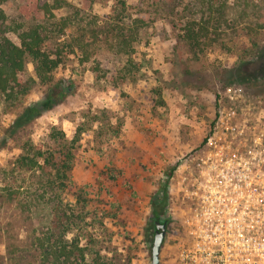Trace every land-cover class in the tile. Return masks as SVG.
Masks as SVG:
<instances>
[{
  "label": "rangeland",
  "instance_id": "rangeland-1",
  "mask_svg": "<svg viewBox=\"0 0 264 264\" xmlns=\"http://www.w3.org/2000/svg\"><path fill=\"white\" fill-rule=\"evenodd\" d=\"M63 1V7L53 12L55 18H70L65 42L77 40L85 54L64 49V61L54 78L71 84L69 96L11 138L4 132L14 117L0 97V141L5 140L4 146L0 144V191L21 187L15 197L25 195L29 173L11 164L22 144H47L51 128L61 130L67 140L77 136L71 180L83 200L81 227L90 230L87 234L94 249L103 252L107 264H150L154 236L148 221L150 200L160 196L169 176L167 194L171 197L170 179L191 168L192 154L212 126H264V83L226 85L223 76V70L234 66L236 58L244 55L242 48L249 45L241 39V28L254 42L263 44L264 27L256 29L252 22L264 24V0L223 1L218 18L242 20L245 25L220 27L216 31L218 43L203 47L197 54H192L181 39V30L185 20L204 19L201 0ZM19 5V0L0 2L12 24L21 21ZM121 23L124 31L136 35L130 55L116 48V27ZM8 38L19 45L15 33H8ZM235 42V51L229 52ZM95 65L113 76L114 83L101 80V73L93 74ZM30 76L32 68L27 65L21 77ZM41 92L36 86L28 100H37ZM107 171L108 179L102 178ZM11 179L12 185L8 182ZM72 192L65 193L63 202H71ZM0 194V226L4 217H10L5 221L4 236L15 250L20 230L29 236L35 227L45 226V210L39 205L27 212L17 198ZM170 206L168 201L161 215L170 222L160 249V264H175L182 243L181 214L173 219ZM14 208L16 214L10 216ZM24 247L26 251L18 257L16 251L7 253L0 245V264H27L31 251L28 245Z\"/></svg>",
  "mask_w": 264,
  "mask_h": 264
},
{
  "label": "trees",
  "instance_id": "trees-1",
  "mask_svg": "<svg viewBox=\"0 0 264 264\" xmlns=\"http://www.w3.org/2000/svg\"><path fill=\"white\" fill-rule=\"evenodd\" d=\"M19 1L20 5L17 9L18 18L21 20L19 23L12 24L0 8V97L3 106L10 107L13 111L10 113L14 118L4 132L10 138L45 112L61 105L69 96L71 84L54 78V74L64 61L66 53L64 49L68 48V53L77 50L85 54L81 43L77 40L71 39L69 43L65 42L68 37L66 27L70 25V18H55L53 12L63 7L65 4L63 0ZM223 1L226 4L227 0H201V5L206 11L204 19L185 20L182 23L181 39L192 54L201 52L203 47L218 43L216 31L220 27L237 29L245 25L242 20L218 18L221 7L225 5ZM234 5L231 3L232 7ZM71 19L75 20V17ZM252 23L256 29L264 27L260 20ZM122 27L123 23L116 27L118 33L116 48L123 55H130L136 35L133 31H124ZM256 29L251 31L255 30L257 34ZM243 30L244 28L240 29L241 39L249 41V45L242 48L244 55L236 58L234 66L223 70L226 85L264 83V42L263 44L254 42V39ZM10 32L16 34L19 45H15L8 38ZM236 43L230 47L231 50ZM230 49L229 52L235 51ZM27 65H31L32 76L23 79L21 74L24 73ZM92 72L99 75L101 73L100 79L107 83L115 81L113 76L102 72L98 65L92 68ZM36 86L42 88L40 96L37 100H28ZM78 133L79 129L76 135ZM77 138L76 136L72 140H67L61 130L51 128L47 144L33 145L32 141H27L18 148V157L11 163L13 168L29 173L28 188L25 195L19 199L15 196L19 194L21 187H9L1 191L6 196L17 198L18 205L26 206L24 210L26 209L27 212L35 211L39 205L45 210V226L37 229L35 227L29 236L23 235L24 231L20 230L19 239L15 242L18 247L15 250L10 248L11 243L9 241L7 243L4 236L7 231L5 221L10 217H4L3 225L1 222L0 245L3 246V250L7 253L16 251V256L20 257L26 251L24 245H28L31 255L27 264H107L103 252L94 249V242L87 234L90 230L86 232L80 225V211L84 205L83 200L77 196L76 187L71 180L74 159L72 150ZM4 141V139L0 141L3 146ZM101 177L108 179V171ZM12 180H8L10 185ZM167 181L162 186L160 196H154L150 200L151 212L148 221L153 231H155V222L165 223L166 228L170 222L169 219L161 216L169 201ZM70 191H73L70 193L71 202H63V197L67 196L65 193ZM0 197L2 198L1 194ZM15 214L14 208L10 216Z\"/></svg>",
  "mask_w": 264,
  "mask_h": 264
},
{
  "label": "built area",
  "instance_id": "built-area-1",
  "mask_svg": "<svg viewBox=\"0 0 264 264\" xmlns=\"http://www.w3.org/2000/svg\"><path fill=\"white\" fill-rule=\"evenodd\" d=\"M189 162L170 179L175 264H264V126H212Z\"/></svg>",
  "mask_w": 264,
  "mask_h": 264
},
{
  "label": "water",
  "instance_id": "water-1",
  "mask_svg": "<svg viewBox=\"0 0 264 264\" xmlns=\"http://www.w3.org/2000/svg\"><path fill=\"white\" fill-rule=\"evenodd\" d=\"M154 227L155 231L150 251V264H160L159 254L165 237L166 224L157 221L154 223Z\"/></svg>",
  "mask_w": 264,
  "mask_h": 264
}]
</instances>
